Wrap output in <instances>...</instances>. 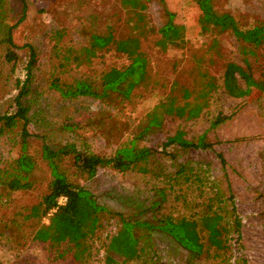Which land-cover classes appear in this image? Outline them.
Segmentation results:
<instances>
[{
	"label": "rangeland",
	"instance_id": "1",
	"mask_svg": "<svg viewBox=\"0 0 264 264\" xmlns=\"http://www.w3.org/2000/svg\"><path fill=\"white\" fill-rule=\"evenodd\" d=\"M211 1L215 12L231 15L241 30L264 24V0ZM168 12L183 28L182 38L171 45L162 44L159 35ZM9 27L14 45L8 47L16 59L6 63L3 55L7 46H0V116L16 111L15 99L22 91L28 131L32 134L27 138V154L35 162V169L28 176L30 187L8 188L9 179L20 173L13 164L21 154L20 131L16 127L3 131L0 264H59L50 249L32 240L36 229L48 224V215L54 212L31 215L33 208H43L52 180L41 157L43 142L53 147L70 143L76 150L113 154L117 146L141 129L143 118L154 106L169 98H175L179 105L195 102L196 96L207 91L208 82L213 86L203 98L207 105L199 118L189 122L167 118L160 132L140 145L160 151L177 129L183 130L188 139L204 135L213 147L204 151L178 150L177 162L190 165L211 187L219 189L227 217L231 206L235 207L241 237L234 242L232 255L223 257L222 264H264V90H252L235 98L224 87L229 63L264 83V46L242 44L231 31H217L204 22L194 0H0V39ZM108 33L115 41L138 39L139 51L147 59L145 79L133 90L130 100L116 95L104 101L62 98L49 86L54 78L65 83L76 79L97 81L101 72L128 62L114 44L96 50L95 56L87 59L84 48L89 47V37ZM31 49L36 54L35 67L25 82ZM233 74L244 87L238 73ZM184 90L189 93L187 100ZM89 114L92 119L86 122ZM76 120H84L86 125L75 131L63 128ZM164 161L171 169L173 160L165 157ZM60 167L73 184L90 190L99 204L126 216L149 206L151 188L161 186L149 175L108 168L86 179L75 169L71 156L63 157ZM196 195H188L187 203L179 204L171 193L170 211L179 216L198 214L191 203ZM106 220L94 241L91 264H105L104 244L119 228L115 219ZM143 257L151 258L152 264H186L184 251L161 233L154 235V251L146 250ZM63 264L74 263L69 259Z\"/></svg>",
	"mask_w": 264,
	"mask_h": 264
},
{
	"label": "trees",
	"instance_id": "2",
	"mask_svg": "<svg viewBox=\"0 0 264 264\" xmlns=\"http://www.w3.org/2000/svg\"><path fill=\"white\" fill-rule=\"evenodd\" d=\"M136 1V0H135ZM203 14V20L219 32L231 31L236 40L254 47L264 46V24H257L250 29L238 28L234 18L229 14H218L214 11L211 0H194ZM174 14L168 12V20L159 29L162 44H173L182 38L183 28L174 23ZM12 27H9L0 46L6 45L3 59L6 63L13 62L16 56L8 46H12ZM114 44L117 52L127 56L128 62L120 68H110L98 76L97 81L76 79L65 83L58 78L51 81L50 87L64 99L90 98L98 101L110 99L112 95L130 100L133 90L145 79L147 59L139 51L136 38L115 41L110 33L91 35L89 47L84 48L89 59L95 56L96 50H103ZM30 61L26 67V81L32 76L36 54L30 50ZM238 73L244 87L240 86L234 76ZM208 82L207 91L195 97V102L177 104L175 98L166 99L151 109L141 122V129L132 134L126 142L117 146L113 154L102 155L87 150H76L73 144L50 146L42 143L41 157L46 162L51 175L49 193L43 198V208H33L31 215H48V224L40 225L32 240L45 245L59 264L69 259L74 264H91V252L95 248V240L100 235L104 222L115 219L119 228L104 244L106 251L105 264H152V260L143 257L146 250L154 251V235L161 233L169 237L185 253L186 264H222L223 257L232 255L234 242L239 241L240 220L232 205L229 216L225 214L219 189L211 187L193 168L185 163L177 162L178 150H208L213 147L204 135L188 139L185 132L177 129L168 136L162 150L140 145L147 137L155 135L163 128L167 118L192 121L202 113L207 102L203 100L212 89ZM224 87L228 94L235 98L246 96L250 91L264 90L262 80L255 79L250 72L240 66L229 63L226 66ZM22 91L16 96V111L10 115L0 116V134L16 127L20 133L21 154L14 160L16 173L9 179L10 190H23L30 187L29 174L35 169V162L27 154V138L32 136L28 131L29 118L22 101ZM189 93L184 90L183 97L187 100ZM92 114L87 116L90 121ZM86 119V116H83ZM221 118L217 119L220 121ZM86 125L84 120L67 122L63 128L75 131ZM167 148H173L167 151ZM71 156L72 164L77 172L86 179L96 176L99 169H112L117 172L132 171L149 175L159 180L161 186L151 188L152 200L138 214L126 216L99 204L92 192L82 185L73 184L65 171L60 167L63 157ZM171 158V169L164 161ZM193 190V192H192ZM179 204L187 203L188 195L196 199L191 203L198 209V214L175 215L172 213L169 195ZM63 197L65 202L58 205ZM222 207H221V206ZM39 211V212H38ZM106 220V221H107ZM234 235V237L232 236Z\"/></svg>",
	"mask_w": 264,
	"mask_h": 264
},
{
	"label": "built area",
	"instance_id": "3",
	"mask_svg": "<svg viewBox=\"0 0 264 264\" xmlns=\"http://www.w3.org/2000/svg\"><path fill=\"white\" fill-rule=\"evenodd\" d=\"M61 200H65V198H63V197H61L60 199H59V201H58V205H61ZM55 210V208L52 210V211H54Z\"/></svg>",
	"mask_w": 264,
	"mask_h": 264
}]
</instances>
